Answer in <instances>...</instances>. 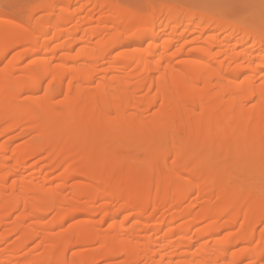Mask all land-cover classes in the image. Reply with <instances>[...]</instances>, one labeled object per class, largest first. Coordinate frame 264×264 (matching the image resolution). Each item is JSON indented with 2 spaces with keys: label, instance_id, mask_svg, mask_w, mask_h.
Returning a JSON list of instances; mask_svg holds the SVG:
<instances>
[{
  "label": "bare ground",
  "instance_id": "obj_1",
  "mask_svg": "<svg viewBox=\"0 0 264 264\" xmlns=\"http://www.w3.org/2000/svg\"><path fill=\"white\" fill-rule=\"evenodd\" d=\"M31 1L27 21L0 8V264H264V75L240 76L264 74V0H87V21L126 36L77 55L62 39L82 26L53 12L78 0ZM164 22L200 35L160 41ZM126 140L157 156L120 150ZM75 212L100 218L55 233Z\"/></svg>",
  "mask_w": 264,
  "mask_h": 264
},
{
  "label": "rangeland",
  "instance_id": "obj_2",
  "mask_svg": "<svg viewBox=\"0 0 264 264\" xmlns=\"http://www.w3.org/2000/svg\"><path fill=\"white\" fill-rule=\"evenodd\" d=\"M257 1H259V0H257ZM86 2H87V0H78L77 2L72 3V5H70V6H66L65 5L62 8H57L53 12L54 13L53 14L54 17H56V18L64 19L63 18L64 16H68V17L70 16V18L64 19L63 26H65V27L73 28V27H75L77 25H81L82 26V29L79 31V33H77L75 35H69V36L64 37L62 39V40H64V39L66 40V38H67L68 39L67 41L73 42V44H75L74 50L72 52L73 55H77L78 54V51L80 50V48L82 47V45H84L86 42H89V41L95 42V41H98V40H100L102 38V40H103L102 42L103 43L109 44L112 40H114L117 37L123 38V37L126 36V34H122V35H119V36L113 38V36H110L109 34H106L108 32L107 31V28L109 26L107 25L106 22H102V21L96 20L97 15H99L98 13L97 14L94 13V16L96 15L94 17L95 20L87 21L86 20L87 15H88L89 12H91V10H93V8H92L93 6H92L91 3H86ZM23 3L24 2H21V0H0V8H5V9L10 10L8 7H10V5L12 4L11 5L12 7H10V8H11V11L13 9V14L16 16V19L18 21H20V22L21 21H27L30 18V12L32 11L33 8H35V6L38 3L36 1H31L28 4H25L24 3L25 5H23ZM83 3L85 5L82 6ZM260 3L262 5L260 9H261V11H264V6H263V3L264 2L259 1L258 4H260ZM14 4H16V6H13ZM18 6H20V7H18ZM81 6H82V8L80 9ZM44 14H45L44 11L37 12V13H35L33 15V18L35 19V18H38V17H42ZM248 15L249 14L246 13V15L243 14V15H239L238 17L235 16L234 17V20H233V18H232V20H233V22H235V19H237V18L240 19V20H241V18L242 19H246V18H248ZM257 20L258 19H256V21ZM236 21H238V20H236ZM192 22H193V26H192V28H193L194 25H196L199 22V19L198 18H195V19H193ZM43 24L39 25V27H42ZM172 26L173 25H166V22L158 25V27H156V29H157L156 31L161 30L164 33L161 32L162 34L159 35L157 38H159L160 41H164V40H169L170 39V40H173L175 42L182 43V42L191 40L192 38L197 37V36L200 35L199 34V29L200 28L197 29V31H195L193 33L192 32L189 33L188 31H183V27H179L178 29H174ZM146 27H147V25L142 26V27H140V29L138 31H142V30L146 29ZM215 28L216 29L214 31H212V33H216L217 34V39L218 40H221V41L223 40V42H225V43L228 42V41H230L229 38L227 37V34L228 33H231L232 30H229V29L228 30H220V28H218V27H215ZM236 34H237V36H240V33L235 32V35ZM50 35H52V32L50 33ZM152 39H153V37L152 36H149L145 40V42L147 43L148 41H150ZM75 41L77 43H74ZM250 42H251V44H253L252 43V40ZM256 47H258L257 44H256V46L254 45V49ZM25 49L27 51V46H25V47H19V49L14 50L11 54L13 55V54L19 53V52L23 53L22 51H24ZM55 49H56L55 52H57V54H59V55L62 54V53H64L66 51L65 49H59V48L58 49L55 48ZM121 49H122L121 47L120 48H117V49L111 51L109 53V55L110 56H114L119 51H121ZM239 49H241V48H238L237 50H239ZM53 50H54L53 47H51V48H49V51H47V53L48 54H51L53 52ZM26 51H24V52H26ZM172 51L173 50H171L169 52L173 53ZM260 51L262 53H264V50L262 51V47H261V50ZM260 51L258 50L257 52H260ZM257 52H255V53H257ZM224 56L221 55L219 57V59L224 58ZM185 57H187V56L186 55H184V56L182 55V57L181 56H177V57H174V58L177 59V60H181V59H183ZM242 57H243V59L245 60L246 63L244 61H242ZM177 60H175V61H177ZM239 60L243 62V65H245V66L247 65V62L248 61H246V59L244 58V56H240ZM240 61H238V62H240ZM254 65H256V64H254ZM246 69L247 68L243 69V72L244 73H242V75H240L241 78L244 77V76H246V75H250V76H253V78L255 77V79H256L257 76L264 75V74H262L259 71L257 72L255 70H253L252 67L249 68V69H247V70ZM52 88H55L54 84H52ZM43 93H45L44 90L42 91V94ZM62 99H64V95L57 98L58 101H62ZM114 134H115L116 139H120L122 137L121 133L118 132V131L114 132ZM10 137L11 136H9V135L6 136V137H2L1 138V141L2 140L9 139ZM31 137H32V135H25V136L17 137V138L14 139L13 146L18 145V144H21L24 141L29 140ZM205 142L206 143H209V141H207L206 139H205ZM119 149L122 150V151H124V152H126V153L135 151L141 158L148 157V156H152V157L157 156L156 155V147H155V145L152 144L151 141H147V140L137 141V144L136 145H133L129 140H126V143L120 145L119 146ZM211 158L213 160H219L218 156H216V155L211 156ZM58 173L59 172H57V171L51 172L50 175H49V177L50 178L55 177ZM74 180L75 179H70L69 184H71ZM69 190L70 189H67L65 192L67 193ZM52 215L53 214H49L46 219H50L52 217ZM86 218H90L93 221V223L95 224L99 220L100 215L99 214H96V215H93V216H89V215H87L85 213L75 212L73 214H70L67 217V219L65 220L64 224H63V222L60 219H57L54 222V225H55L54 232L57 233V232L63 231L70 224H72L74 222H77L79 220H84ZM106 227L107 226H105V228ZM262 228H263V224H259L258 227H257V231L261 230ZM222 235H224V232L222 233ZM9 238L10 239H8V241L5 242L3 244V246L4 245L6 246V243H9V241L11 243L14 240L15 237H9ZM38 240H40V239H36L33 242H31L29 244V247H32L33 245L35 246V244H37ZM100 243H101V241L99 239H96V240H93L92 242H89V243H86V244H83V245H79L76 248L86 249V250L90 251V250L97 249L99 247ZM237 248H239V247H236L235 249H237ZM75 249L74 248L69 249L70 250L69 251V255ZM121 260H123V256H116L113 259L101 261L98 264H106L109 261H112V262H120Z\"/></svg>",
  "mask_w": 264,
  "mask_h": 264
}]
</instances>
